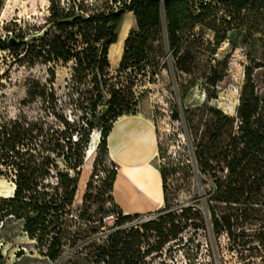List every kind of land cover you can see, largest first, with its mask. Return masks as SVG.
I'll return each mask as SVG.
<instances>
[{
    "label": "trees",
    "instance_id": "16d2710c",
    "mask_svg": "<svg viewBox=\"0 0 264 264\" xmlns=\"http://www.w3.org/2000/svg\"><path fill=\"white\" fill-rule=\"evenodd\" d=\"M48 2L44 17L35 18V22L13 20L2 28L6 36L0 37V51L11 52L17 65L47 67L50 79L46 83L33 82L24 103H39L44 116H20L0 125V175L9 176L16 185L12 198L1 199L0 212L23 221L24 231L46 249L49 260L57 261L61 256L62 237L81 176L79 170L93 132L100 130V151L107 154L115 123L139 112V86L163 83L169 76L185 100L199 82V55L206 52L212 59L236 33H240L248 49L245 57L249 62L245 65L237 116L231 118L217 109H208L206 99L185 111L186 116L190 114L186 118L188 140L199 171L216 179L217 193L229 190V204L236 200L234 191H239L241 198L262 192L264 0H202L196 4L189 0ZM126 13L134 14L136 29L125 40L114 77L110 73V49L119 42V19ZM198 29L214 34L213 40L206 41ZM59 67L71 71L63 97L56 88ZM212 73L204 76L209 86L208 99L215 96L212 88L221 80L217 66H212ZM167 90L171 95L166 99L170 117L180 121L174 85ZM207 114H212L221 128L203 130ZM161 115L157 106L153 117L164 209L158 211L156 219L139 228H125L139 215L124 216L112 195L118 172L109 171L104 187L111 192L114 212L120 216L116 227L120 228L109 235L108 244L99 253L98 259L104 264H152L171 241L181 240L183 233L202 219L194 207L164 213L173 200L170 180L177 174L175 163L184 162L188 179L193 177V164L185 145L179 160L169 156V144L178 135L172 133L162 139ZM237 120L238 135L226 134L223 129L233 127ZM219 173L223 178L218 177ZM215 226H219V221ZM153 238L156 241L151 243Z\"/></svg>",
    "mask_w": 264,
    "mask_h": 264
},
{
    "label": "rangeland",
    "instance_id": "374dc122",
    "mask_svg": "<svg viewBox=\"0 0 264 264\" xmlns=\"http://www.w3.org/2000/svg\"><path fill=\"white\" fill-rule=\"evenodd\" d=\"M189 1L191 4L202 2V0ZM48 5V0H0V37L6 36L2 29L4 23L21 19L35 22V18L39 19L47 14ZM124 15L120 17L119 23ZM132 29H136V23ZM198 32L206 41H212L214 38V34L207 30L198 29ZM247 51L240 33H236L230 37L229 42L220 47L212 59L206 52L200 54L197 70L200 74L199 82L185 100L180 96L175 80L171 82L169 76H166L163 83L147 84L137 88L141 93L139 112L137 115H131V119L139 116L146 118L149 126L155 128L156 135L153 116L156 107L159 106L162 112L159 117L162 139L172 133L178 135V138L169 144V156L176 161L179 160L185 145L193 164V177L188 179L184 162L175 163L177 174L170 180L173 200L170 208L164 213L181 212L182 209L194 207L202 216L197 226L189 227L180 237L181 240L171 241L164 254L152 264H264V186L262 192L256 196L241 198L239 191H234L232 196L236 200L229 204L227 202L229 190L217 193L214 184L216 179L211 175L202 174L197 167L193 146L188 140L190 132L186 118L190 114L187 116L185 114L187 109L201 105L207 99L208 109H217L231 118L237 116L241 92L245 84V65L249 63L245 57ZM119 65L111 66V76H117ZM212 66H217V69L221 70V80L216 88H212L215 96L208 99L206 91L209 86L204 76L213 75ZM70 74L71 71L67 68L57 69L56 88L60 97L64 95ZM48 79L50 75L47 67L30 68L17 65L13 63L11 52L0 51V125L20 116L31 119L44 116L45 113L40 109L39 103H24L29 97L28 91L32 83H46ZM171 84L174 85L177 93L182 116L180 121L171 119L169 106L166 103V99L171 97L167 90ZM262 93L263 87L260 85L259 94ZM239 125L240 122L237 120L233 127L226 126L223 131L226 134L238 135ZM207 127L212 130L221 128L212 114H207L205 117V126L202 129L205 130ZM109 155V145L107 154L101 153L100 147L98 148L81 204L75 203V196L62 237L60 258L57 261L49 260L45 256L46 249L26 234L23 221H17L14 217H7L5 213L0 212V264H104L98 256L108 244L109 235L115 231L105 226L103 221L107 213L114 212L115 209V203L110 198L111 192L104 187V182L109 171L118 172L117 164ZM152 162V166L160 168L158 151ZM60 165L66 171L65 164L61 162ZM81 169L82 167L80 173ZM218 177L223 178V175L219 173ZM13 184L9 176L0 175V207L3 205L1 199L12 198L10 195ZM86 194L89 198H85ZM216 194L219 198H216ZM161 209H164V203L160 209L152 213L138 214L137 218L124 227L139 228L143 223L156 219ZM123 214L126 216L124 211ZM216 221H219V226H215ZM155 241L156 239L153 238L151 243Z\"/></svg>",
    "mask_w": 264,
    "mask_h": 264
},
{
    "label": "bare ground",
    "instance_id": "6f19581e",
    "mask_svg": "<svg viewBox=\"0 0 264 264\" xmlns=\"http://www.w3.org/2000/svg\"><path fill=\"white\" fill-rule=\"evenodd\" d=\"M135 23L136 19L133 13H126L120 21L119 42L110 49L111 66L119 65L123 56L125 40ZM154 129L142 116L133 119L130 116H124L115 123L113 132L108 138L110 159L118 166L113 195L123 207L126 216L158 207L163 202L160 171L152 166L153 157L158 151V141ZM100 142L101 132L96 130L91 135L90 144L85 154L75 203L81 204L83 201ZM15 189L16 185L13 184L10 197L14 196Z\"/></svg>",
    "mask_w": 264,
    "mask_h": 264
},
{
    "label": "built area",
    "instance_id": "2783aa9c",
    "mask_svg": "<svg viewBox=\"0 0 264 264\" xmlns=\"http://www.w3.org/2000/svg\"><path fill=\"white\" fill-rule=\"evenodd\" d=\"M119 217L120 216H119L118 213H115V212L107 213V215L103 219L105 226H109V227H111V228H113L115 230L119 229L120 227H116V225H117V223L119 221Z\"/></svg>",
    "mask_w": 264,
    "mask_h": 264
},
{
    "label": "crops",
    "instance_id": "0c3cea01",
    "mask_svg": "<svg viewBox=\"0 0 264 264\" xmlns=\"http://www.w3.org/2000/svg\"><path fill=\"white\" fill-rule=\"evenodd\" d=\"M116 181H117V178H116ZM116 181H115V184H116ZM115 184H114V191H113V193H115ZM162 196H163V190H162ZM114 199H115V197H114ZM163 202L162 203H164V196H163ZM115 202L118 204V206L124 211V209H123V207L118 203V201L115 199ZM162 203H161V205H159L158 207H155V208H149L148 210H146V211H140V212H137V213H134V215H138V214H147V213H152V212H154V211H156V210H158V209H160V207L162 206Z\"/></svg>",
    "mask_w": 264,
    "mask_h": 264
},
{
    "label": "water",
    "instance_id": "95a60500",
    "mask_svg": "<svg viewBox=\"0 0 264 264\" xmlns=\"http://www.w3.org/2000/svg\"><path fill=\"white\" fill-rule=\"evenodd\" d=\"M119 14H122V13H119Z\"/></svg>",
    "mask_w": 264,
    "mask_h": 264
}]
</instances>
